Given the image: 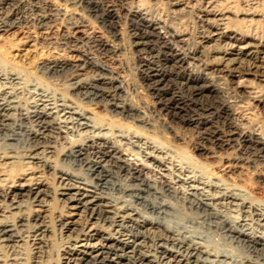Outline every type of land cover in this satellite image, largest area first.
Returning <instances> with one entry per match:
<instances>
[{"label":"bare ground","instance_id":"1","mask_svg":"<svg viewBox=\"0 0 264 264\" xmlns=\"http://www.w3.org/2000/svg\"><path fill=\"white\" fill-rule=\"evenodd\" d=\"M66 1L72 9L59 14L67 20L68 31L50 39L81 53L82 63L95 73L92 80H78L80 65L55 59L39 62V72L66 84L65 92H56L0 62V264H56L47 256L56 233L65 240L60 264H264L263 203L225 178L204 174L194 163L176 161L172 143H157L137 130L97 121L88 107L143 127L153 125L141 109H126L122 82L88 55L94 50L114 57L120 48L93 36L80 41L76 33L87 16L98 19L114 37L119 23H126L132 50L150 70L144 79L159 127L174 141L182 139L177 130L185 127L195 135L193 149L199 154L209 151L213 159L217 152L229 150L218 163L254 166L264 188V134L242 127L240 120L248 113L242 118L235 107L245 96L264 112V100L247 78L264 77L263 38L251 29L228 25L227 10L205 9L203 29L193 38L168 18L152 14L151 6L158 0ZM171 6L177 14L187 5L172 1ZM59 9L50 0H0V32L15 26L47 30ZM245 62L249 64L243 66ZM22 109L26 115L20 114ZM39 117H51L58 129L70 134V147L58 148L45 139L33 125V118ZM111 136L135 146L184 190L142 183L134 166L119 163L98 142ZM26 140L31 144L21 146ZM121 170L127 172L123 177ZM107 190L122 195L115 197ZM170 193H181L178 199L201 209L199 224L215 229L218 241L235 239L252 254L219 251L187 239L170 221L166 224L165 220L179 219L175 205L167 200Z\"/></svg>","mask_w":264,"mask_h":264},{"label":"rangeland","instance_id":"2","mask_svg":"<svg viewBox=\"0 0 264 264\" xmlns=\"http://www.w3.org/2000/svg\"><path fill=\"white\" fill-rule=\"evenodd\" d=\"M50 1L53 5L57 6L58 9L60 8V11L62 9L66 12L72 9L71 4H69L66 0ZM172 1H180L187 6H184L185 8L182 10H178L177 14H173L171 11ZM205 9L229 11L231 13V18L228 20V25L251 29L250 31L252 33H255L258 38H263L264 40V0H158L151 6L153 15L155 14L163 18H168V20H171L175 27L177 26L178 29L187 31L193 38H195L203 29V27H201V15ZM75 10L78 11V9ZM60 11L57 13L58 18L56 17L57 19L54 22H51L50 28L47 30L37 31L34 28L15 26L10 28L8 31H1L0 62L7 64V66L12 70L18 71L30 82L39 80L42 84L49 86L53 90L55 89L56 92L63 93L67 88L63 80L57 81L50 77L49 74H42L39 72V62L45 60L51 61L55 59L57 61L67 62L73 65H80L79 68L83 69H79L77 71L78 80L82 79L90 81L95 76V73L87 66L86 63H82L84 57L81 53L75 52L66 47L57 46L50 39H58L68 31L66 27L68 26L67 20L60 15L64 12ZM254 14H256V16H253ZM60 16L62 18H60ZM94 18L95 17L93 16H87L83 26H81L79 31L76 33V36L80 41H83L87 36H93V40H99L100 42L102 41V43L114 46L116 45V47L120 48L119 54L114 57L100 55L98 52H94V50H89V52H87L91 60L97 61L98 63L101 62V65L109 68L111 72L109 76L113 75L122 82L125 89L122 95L126 96V102L129 103L126 109H131L132 111L136 110V108L141 109L147 117L149 116L148 119L151 120L153 125L150 128L143 127L141 124L132 121L130 118L124 119L119 115H111L105 110L92 108L93 106L91 108L88 107L93 113V116L97 118V121L102 125L113 128L120 127L125 130H137L149 136L157 143H172L174 144L173 158L176 161L189 164L194 163V165L199 170L204 172V174L211 175L213 173L221 178H225L230 183L247 191L248 196L252 200L264 204V188L259 182H257V171L254 166H250L245 163L242 164L243 166L241 165V167H226L227 165H223L220 162L218 163V161H220L222 156L226 155V152L229 150L217 152V158L213 159L210 157L209 151L199 154V152L193 149L195 135L191 131L186 130L185 127L177 130L181 131L178 133L182 136V139H177L176 141L171 138L169 133L159 127L160 120H156L157 117L152 112L155 101L154 98L150 96L151 94L147 89L144 79V76L147 75L150 70L148 67L143 66L142 58H140V56L137 55V53H135L130 46L128 25L124 22H120L115 30L116 37H114L113 34L110 33L106 27L100 23V21H98V19L95 20ZM247 62H245V64ZM245 64L243 63L242 65L247 66L249 63ZM151 66L154 67L153 65ZM261 71H263V69L262 67H259L258 74H261ZM247 78L250 80V84L255 88V91L257 90L256 95H260V98L264 100V77L247 76ZM174 90H176V88ZM228 91L233 95V92L230 89H228ZM238 97L239 96L236 95V100ZM238 99L239 100H237L236 103L237 105L235 106L236 110H239V112L236 111L238 116L242 117V114L246 115V113H248L247 116L249 117V119L247 117V119L240 120L241 126H245L244 128L246 129H253L256 132L264 134V112L254 108L252 98L240 96ZM24 107H26V105ZM240 110L243 111L240 112ZM26 113V109H22L20 111V114L26 115ZM33 121L34 128L52 144L58 148L70 147L71 135L58 129L55 123H53V119L51 117L33 118ZM31 142V140H26L25 143L21 144V146L26 144L30 145ZM98 142L107 147V149L110 150L111 154L114 156V159L119 161V163H127L128 165L134 166L138 170L136 174L145 185L156 184L162 188L164 187V189H167L170 185L178 191L184 190L185 187L181 183H178L177 180L174 179L173 175L153 166L149 160L147 161L141 154L138 153V151H136L137 148L135 146L128 144L125 141H116L114 136L103 139L100 138ZM0 145H2L1 139ZM59 160L58 162L61 163ZM258 168L257 170H259ZM125 173H127L125 170H121L118 174L123 177ZM119 175L117 176L119 177ZM50 181L54 184V180ZM108 192L115 197L122 195V193L115 190H107V193ZM181 195V193L172 195L170 193L168 199L166 198L175 205V208L173 209L174 214L179 217V219L165 220L168 221L166 224L171 222V227L187 239L198 242L200 241L219 251L227 253L229 249H231L233 250V253L239 255L252 254L251 249H249L245 243L241 244L235 239L230 243L218 241L217 232L214 231L215 229L211 227L209 228L210 225L199 224L197 217H199L202 213L201 209L197 210L196 208H190L187 204L178 199V196ZM126 196L125 198H127ZM56 206L57 205H55V207ZM148 211L152 212L150 209H148ZM150 214L152 215L153 212L149 213V215ZM210 222L211 221H208L207 223L209 224ZM226 237H228V235ZM51 238V246L48 255H46L50 258L49 260L52 263L60 264L62 260L61 257L64 255L63 245L65 244V240L57 233L52 234ZM228 238L230 241V237ZM26 254L28 258L32 256V248L30 245L26 248ZM260 257H264V253L263 256Z\"/></svg>","mask_w":264,"mask_h":264}]
</instances>
